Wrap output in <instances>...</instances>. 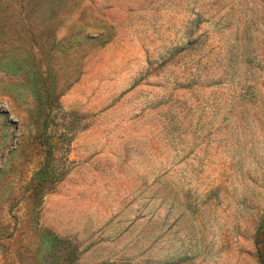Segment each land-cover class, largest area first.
Here are the masks:
<instances>
[{
	"label": "rangeland",
	"instance_id": "374dc122",
	"mask_svg": "<svg viewBox=\"0 0 264 264\" xmlns=\"http://www.w3.org/2000/svg\"><path fill=\"white\" fill-rule=\"evenodd\" d=\"M0 264H264V0H0Z\"/></svg>",
	"mask_w": 264,
	"mask_h": 264
}]
</instances>
